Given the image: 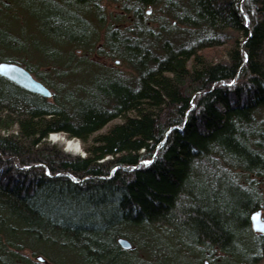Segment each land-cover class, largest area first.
I'll return each instance as SVG.
<instances>
[{
  "label": "trees",
  "instance_id": "1",
  "mask_svg": "<svg viewBox=\"0 0 264 264\" xmlns=\"http://www.w3.org/2000/svg\"><path fill=\"white\" fill-rule=\"evenodd\" d=\"M64 1L73 14L44 6L47 37L125 67L83 57L104 72L74 86L43 72L53 100L0 77V264L51 260L46 245L111 264L101 235L53 215L104 193L134 225L177 231L201 253L237 257L239 241L262 252L250 215L264 207V0ZM104 1L128 24L107 26L100 42ZM51 133L80 140L87 155L65 152Z\"/></svg>",
  "mask_w": 264,
  "mask_h": 264
},
{
  "label": "rangeland",
  "instance_id": "2",
  "mask_svg": "<svg viewBox=\"0 0 264 264\" xmlns=\"http://www.w3.org/2000/svg\"><path fill=\"white\" fill-rule=\"evenodd\" d=\"M102 4L104 6V19L103 22L100 21L101 23H99L100 28L97 27L100 42L104 39V31L107 26L120 27L128 24L127 15L118 5L106 1ZM45 5H53V12L63 11L67 15L74 13V9L69 7V3L64 0H0V64L13 63L26 70L29 67L33 71L32 74L35 79L43 84L45 82H42L39 74L53 72V67L59 69V73L63 75L62 81L65 83L81 82L88 85L92 81H99L104 71L96 70L87 60L97 61L105 66L116 67L119 70L124 69L125 66L121 62L117 64L115 60H107L101 55L90 54L87 56L83 51H78L75 57L70 51H65L58 46L52 38L47 37V33L53 34L54 25L52 21L48 20L47 17L46 23L42 24L40 20V15L45 12ZM11 54L18 55L20 60L8 59ZM77 57L81 59L85 57L87 60H79ZM12 60L17 62H8ZM50 77H52V74ZM51 80L53 79L51 78ZM9 81L17 84L10 79ZM17 86L24 89L18 84ZM2 87L4 86L0 84V88ZM50 90L54 92L52 87ZM118 121L120 120L115 122ZM59 137L63 140L55 141L51 135L48 141L62 146L64 151L69 154L72 153L82 158L87 155L80 140L69 139L64 135H59ZM69 140L80 143L82 150L80 152L68 150L67 141ZM105 195H109V193ZM109 196L116 198L115 194ZM65 198L68 199V197ZM85 199L83 198L82 201H85ZM116 201L112 202L111 199L108 203H101L94 200L93 205L89 208H78L75 211L70 208H54L53 215H60L72 221L80 222L78 224L84 222L91 232L101 235L103 244H110L111 246V250H109L106 257V260H109L111 264H206V262L208 264H264V249L262 252L259 249H254V245L246 241L237 242V251L239 252L237 257L225 256L220 252L214 253L215 251L201 253L195 248L187 247L179 238L177 231L173 232L159 226H136L130 220L123 218L122 213L115 207ZM258 209H262L264 218V207ZM113 220L117 222L115 226H106L108 222H113ZM252 228L253 226H250L251 231H254V235L264 236V232L261 233L252 230ZM121 232L126 233L129 237L125 234H119ZM117 234L119 235L116 236V245L118 244V238L121 237L120 235L130 240L131 248L129 249L117 245L119 246L118 250L124 253L118 252L114 247L112 248L114 236ZM59 243L72 245L73 241L65 239ZM43 250L50 254L52 259L40 255L39 257H42L43 260H39L38 257L33 256L32 260L34 262L40 264H101L89 261L93 255L91 250L86 252V261L83 262L74 261L71 251L67 249L53 248L46 245ZM255 257L258 258L255 259ZM53 258L58 262L55 263Z\"/></svg>",
  "mask_w": 264,
  "mask_h": 264
},
{
  "label": "water",
  "instance_id": "3",
  "mask_svg": "<svg viewBox=\"0 0 264 264\" xmlns=\"http://www.w3.org/2000/svg\"><path fill=\"white\" fill-rule=\"evenodd\" d=\"M0 74L30 91L41 93L45 96L51 95L49 90L41 82L35 80L25 68L19 65L1 63ZM252 223L255 231L264 232V220L261 218V211L253 213ZM119 244L125 249L131 248V243L128 240L121 239L119 240Z\"/></svg>",
  "mask_w": 264,
  "mask_h": 264
},
{
  "label": "bare ground",
  "instance_id": "4",
  "mask_svg": "<svg viewBox=\"0 0 264 264\" xmlns=\"http://www.w3.org/2000/svg\"><path fill=\"white\" fill-rule=\"evenodd\" d=\"M63 1V0H62ZM10 58H15V59H17V60H20V58H18V55H16V54H11V57H9L8 59H10ZM105 59H107V58H105ZM108 60V59H107ZM115 62L117 63V64H119L120 63V61L119 60H115ZM119 62V63H118ZM17 65V64H16ZM104 65V64H103ZM113 67V66H112ZM114 69L116 68V67H113ZM53 72H50V75L52 74V77H50V78H52L53 79V76H54V80H58V81H61L60 83H63L62 85H73L74 86V84H77V82L76 83H73V84H71V83H65L64 81H62V79H63V75L61 74V73H59V69L57 70L56 68H54L53 67ZM117 69V68H116ZM28 71V70H27ZM29 72V71H28ZM30 74H31V76L35 79V77L33 76V74H32V72H29ZM0 77L1 78H3V79H5V80H8L9 81V78L8 77H5V76H3V75H1L0 74ZM36 80V79H35ZM43 84V83H42ZM17 85V84H16ZM19 85V84H18ZM44 85V84H43ZM21 86V85H20ZM45 86V85H44ZM23 87V86H22ZM48 90H49V92L51 93V95H49V96H45V95H43V94H41V93H36V92H34V91H30V90H28V89H26V88H24L25 90H27V91H29V92H32V93H34V94H37V95H40V96H42V97H44V98H46V99H48V100H53V99H55L54 98V94H53V92L50 90V88H48L47 86H45ZM257 104L258 103H254V106L256 105L257 106ZM221 104H218L217 105V108L220 106ZM248 106H251V105H248V104H244L242 107H248ZM252 134H254V133H252ZM51 135H52V139H54L55 141H61V140H63L62 138H60L59 137V135H64V134H61V133H51V134H49L48 135V140H50V137H51ZM64 136H66V135H64ZM67 137V136H66ZM68 138V137H67ZM70 139V138H69ZM66 140V139H65ZM67 147H68V150H71V151H73V152H80L81 150H82V147H81V144L80 143H77V142H74V141H67ZM70 154H72V153H70ZM73 155V154H72ZM108 159V157L105 159V160H107ZM101 162V161H100ZM89 177V176H88ZM106 193H104V194H102V197H100L99 199V202H104V203H108L109 202V200H111L112 199V201L113 200H115L116 198H112V197H110L109 195H111L110 193H109V195H105ZM108 194V193H107ZM112 203V202H111ZM116 204V203H115ZM116 206V205H115ZM260 208V207H259ZM258 208H256L254 211L255 212H257V211H261V218L264 220V218H263V211H262V209H258ZM254 211H252V215H253V213H255ZM252 215L250 216V222H251V226H253V223H252ZM123 218L124 219H126V217L125 216H123ZM117 224V222L115 221V220H113V222L111 221V222H108L107 224H106V226H115ZM154 226V225H153ZM57 227V226H56ZM85 228V227H84ZM88 228V227H87ZM252 230H254L253 228H252ZM254 232V231H253ZM119 234H125L126 236H128L126 233H119ZM119 234H117L116 236H118ZM121 237H119L118 238V244H119V240H121V239H123V240H128L129 242H130V240L128 239V238H126V237H124L123 235H120ZM129 237V236H128ZM182 242L184 241V240H181ZM184 243V242H183ZM117 244V245H118ZM185 244V243H184ZM120 245V244H119ZM121 246V245H120ZM119 247V246H118ZM117 250H118V248H116ZM118 252H120V250H118ZM120 253H124V252H120ZM36 257H38L39 258V260H43V258L42 257H39V256H36ZM53 260L54 261H56V262H58L56 259H54L53 258ZM84 261H86V260H84ZM206 261V260H205ZM206 264H208L207 262H206Z\"/></svg>",
  "mask_w": 264,
  "mask_h": 264
},
{
  "label": "snow or ice",
  "instance_id": "5",
  "mask_svg": "<svg viewBox=\"0 0 264 264\" xmlns=\"http://www.w3.org/2000/svg\"><path fill=\"white\" fill-rule=\"evenodd\" d=\"M145 163H151L150 161H145Z\"/></svg>",
  "mask_w": 264,
  "mask_h": 264
}]
</instances>
